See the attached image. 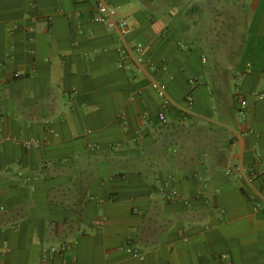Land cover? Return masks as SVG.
<instances>
[{
	"label": "crops",
	"instance_id": "0c3cea01",
	"mask_svg": "<svg viewBox=\"0 0 264 264\" xmlns=\"http://www.w3.org/2000/svg\"><path fill=\"white\" fill-rule=\"evenodd\" d=\"M200 1L109 0L121 36L94 0H0V264H264V0H225L205 35ZM140 40L157 71L119 67ZM208 41L232 43L223 65Z\"/></svg>",
	"mask_w": 264,
	"mask_h": 264
},
{
	"label": "built area",
	"instance_id": "2783aa9c",
	"mask_svg": "<svg viewBox=\"0 0 264 264\" xmlns=\"http://www.w3.org/2000/svg\"><path fill=\"white\" fill-rule=\"evenodd\" d=\"M95 1V8L94 12L92 14L91 19L95 22L101 23L111 29H115L121 36H128L133 33L134 31V26L128 21V18L126 15H124L118 7L112 5L109 0H94ZM145 49V43L143 41H138L134 45L133 50L129 49H121L120 50V58L118 60V65L121 68H130V64L127 63L128 59L132 56H135V60L138 64L143 65L147 64L149 68L155 72L157 71L160 67L155 65L154 63L146 60L143 56L142 53ZM135 54V55H134ZM164 68V67H162ZM251 64H247V71H251ZM195 82V81H192ZM152 87L154 90L161 96L165 97L167 95V85L157 79L152 80ZM254 96L258 97L259 99H262L264 96L259 95L257 93H253ZM236 98L240 104L239 108V114L242 119H245V108L248 104L247 98L241 94L238 93L236 95ZM187 110L191 109L193 105V98L191 95L187 97ZM166 107L167 105L164 104L162 110L158 114V120L161 123H167L168 122V116L166 113ZM139 135H142L140 133ZM28 147L34 146V147H40V143L38 141H29L26 144ZM238 169L237 167H231L227 169L226 174H232L233 171ZM247 175L252 178L255 174L252 171H249ZM263 192H264V187H263ZM160 193L162 198L165 201H177L181 198V193L176 186V179L174 176H169L168 179L160 185ZM258 209H262L260 207V204L257 205ZM264 211V209H263ZM76 243L75 240H70V241H63L57 245L51 246L47 249H44V258L46 259L50 254L54 253H66L72 249L74 244ZM127 250L129 252H134V248L132 245H127ZM224 259H228V255H223Z\"/></svg>",
	"mask_w": 264,
	"mask_h": 264
},
{
	"label": "rangeland",
	"instance_id": "374dc122",
	"mask_svg": "<svg viewBox=\"0 0 264 264\" xmlns=\"http://www.w3.org/2000/svg\"><path fill=\"white\" fill-rule=\"evenodd\" d=\"M215 0H202L201 2V11L200 17L203 21L202 25L199 27V33L202 35L205 34H214L219 31H223L227 29V23L230 21L228 16L233 15L234 10L229 7L228 5L233 2L229 0L230 3L222 0V4L219 2L216 3ZM222 5L221 7H218ZM232 43L227 42H215V41H208L203 42L201 45L204 46L206 54L210 55L212 59H215V66L219 64L223 65L227 58H221L222 55H225L226 51H229L228 46ZM225 53V54H224ZM228 53V52H227ZM221 55V56H220ZM218 56V57H217Z\"/></svg>",
	"mask_w": 264,
	"mask_h": 264
}]
</instances>
